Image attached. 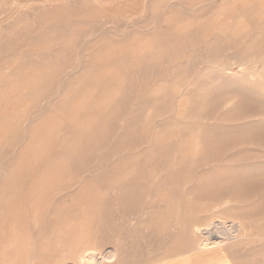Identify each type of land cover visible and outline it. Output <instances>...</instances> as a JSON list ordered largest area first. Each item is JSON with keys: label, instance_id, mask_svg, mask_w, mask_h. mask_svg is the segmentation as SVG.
<instances>
[{"label": "rangeland", "instance_id": "1", "mask_svg": "<svg viewBox=\"0 0 264 264\" xmlns=\"http://www.w3.org/2000/svg\"><path fill=\"white\" fill-rule=\"evenodd\" d=\"M217 220L264 264V0H0V264L156 262Z\"/></svg>", "mask_w": 264, "mask_h": 264}, {"label": "bare ground", "instance_id": "2", "mask_svg": "<svg viewBox=\"0 0 264 264\" xmlns=\"http://www.w3.org/2000/svg\"><path fill=\"white\" fill-rule=\"evenodd\" d=\"M124 4L118 6L125 10ZM205 224L204 226L207 225ZM201 228L195 227L188 232L187 236L195 241V245L187 252L146 264H232L225 252L230 246L245 239L243 226L233 220H217L216 223H208L206 228ZM213 234L217 237L213 238ZM118 261L117 249L108 247L102 253H98L94 248L85 249L77 254L74 262L64 264H117Z\"/></svg>", "mask_w": 264, "mask_h": 264}]
</instances>
